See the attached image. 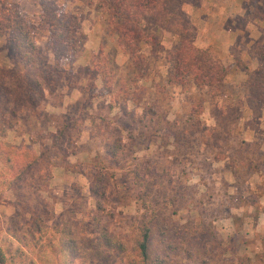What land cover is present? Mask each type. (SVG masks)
Masks as SVG:
<instances>
[{"label":"rangeland","instance_id":"374dc122","mask_svg":"<svg viewBox=\"0 0 264 264\" xmlns=\"http://www.w3.org/2000/svg\"><path fill=\"white\" fill-rule=\"evenodd\" d=\"M176 1L191 19L197 46L210 48L225 65L240 61L264 70V0ZM10 2L29 22L38 46L34 64L58 83L51 90L45 86L37 106L19 110L14 90L6 106L16 116L5 115L0 105V264H98L91 256L111 250L103 231L128 257L144 215H150L145 220L154 227V247L167 264H264V103L247 101L248 75L233 72L221 90L167 84L165 57L179 39L149 24L146 34L156 42L142 49L149 68L142 79V63L136 66L118 49L119 38L100 7L104 0L60 3L79 18L77 51L64 58L39 26V0ZM11 37L0 32V77L7 81L21 61ZM95 68L114 76L112 93ZM137 76L138 86L147 88L141 105L123 98L116 82L124 79L134 90ZM158 83L166 85L165 95ZM156 95L157 110L178 126L152 125L157 117L145 116V105L156 109ZM196 107L201 123L214 132L186 127ZM114 142L122 147L115 157L109 149ZM42 152L51 160L47 165L44 157L43 164L51 177L40 175L46 217L38 229L28 213L36 201L28 188L20 194L17 170L27 153ZM141 169L148 173L149 194L136 183ZM160 226L167 236L159 235ZM72 238L75 244L67 245Z\"/></svg>","mask_w":264,"mask_h":264},{"label":"trees","instance_id":"16d2710c","mask_svg":"<svg viewBox=\"0 0 264 264\" xmlns=\"http://www.w3.org/2000/svg\"><path fill=\"white\" fill-rule=\"evenodd\" d=\"M63 1L65 0H39L41 7L39 26L50 34L51 43L54 46L53 49L59 53V56L68 58L78 48L79 18L76 13L69 12L60 7V3ZM78 1L80 2L81 0ZM10 3V0H0V32L11 34L12 43L21 61H18L19 65L16 72L13 73L11 81L5 80L6 76L4 74L3 77H0V105H3L1 109L4 113L16 116L18 111L13 109L8 112L10 108L6 106L12 101L10 95L14 90L20 94L16 102L18 110L24 106L35 107L45 96V86L50 87V90L54 89L58 83V77L51 73H45L34 64L33 60L38 52V46L32 39L29 22L22 16L19 9L12 7ZM100 7L109 18L110 32L115 33L119 38L118 49L127 54L136 66L142 63L143 67L138 68L142 79L145 78L142 71L144 70L146 74L149 71V68H144V61L147 58L142 53V49L146 45L153 47L156 42L154 35L146 34V26L153 24L157 29H168L179 39L178 45L173 50H168L165 57L167 65H169L167 84L185 86L189 82H193L200 88L216 87L217 90H221L225 86L229 75L233 74V72L244 71L248 75L244 83L247 101L249 103H253L254 101L264 103V70L251 69L240 61H236L232 65H225L213 55L210 48L197 46L195 43L196 32L192 31L191 19L184 11L183 2L179 3L176 0H104V2H101ZM20 62L23 63L24 69ZM95 72L98 76L102 74V77H104V87L108 93H112L114 76L110 72L107 74L106 72L99 71L97 68H95ZM139 78L137 76L136 80H134L136 82H133V84L137 85V88L134 90L129 88L128 81L124 79L116 81L118 85L119 83L122 85L120 86V91L123 93V98L131 97L132 101L137 105L146 103L143 102V99L147 93L145 86H138V83L142 80ZM10 82L14 84L13 89L9 85ZM156 88L162 94H166V91H163L166 85L158 83ZM158 98L156 95L155 100L151 102V105L156 106V109L152 106H144L145 116L157 117L156 122L153 119L152 125L156 124L160 127H163L162 124L170 127L176 126L179 121H171L165 117L164 113L162 114V112L157 110L161 100V98ZM199 102L198 100L196 105ZM200 104L202 105V102ZM197 111V107L191 111V117H188L187 122H185L186 127L190 125L194 127L193 130H200L203 133L214 132V128L201 123L196 114ZM140 121L142 122L143 118ZM64 127L58 129L59 132L55 137L56 140L65 134ZM109 149L113 157H115L119 154V150L122 147L121 144L114 142L109 146ZM44 157L47 158V165H50L51 160L44 152L41 155L27 153L25 159L19 163L17 170V183H19L20 191H22L20 194L26 195L23 190L28 188L30 200L34 198L33 200L36 201L35 206L29 205L28 213L33 217L32 222L34 227L37 226L38 229H40L41 223L46 217L45 209L41 206V198L38 194V191L43 189L40 175L42 171H46L47 177H51V172H48V168L43 167ZM9 160H11V157ZM146 169H141L140 172L137 171L135 178L138 185L141 187L145 185V192L149 194L152 189L150 190L151 184L147 185L146 175L148 173L145 171ZM154 184L157 185V183ZM156 211L157 209H153L151 213H155ZM149 216L144 215V219L139 224L134 245L128 257L124 254L125 249L123 245L117 244L116 246H112L113 235L108 231H103L102 235L107 241L108 250H111L99 252L98 259L91 256L90 262L98 264H167L166 258H162L154 247L156 245V236L153 232L154 227L150 224V220H145ZM161 219V214L157 215L156 220L160 222ZM158 230L160 231L159 235L162 237L167 236L165 226H160ZM66 244H75V242L72 238L70 239V243L67 242ZM169 245L170 250L174 249L172 244ZM113 248H116V251L118 249V252L114 254ZM74 249L77 250L78 247L76 246ZM154 250H156L155 255H153ZM167 256L168 254H165V257ZM1 260L3 258L0 256Z\"/></svg>","mask_w":264,"mask_h":264}]
</instances>
